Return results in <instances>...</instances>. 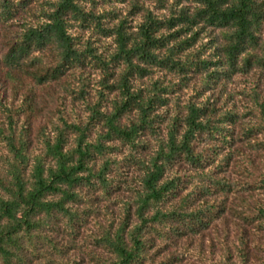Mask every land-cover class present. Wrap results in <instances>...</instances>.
<instances>
[{"label":"trees","instance_id":"16d2710c","mask_svg":"<svg viewBox=\"0 0 264 264\" xmlns=\"http://www.w3.org/2000/svg\"><path fill=\"white\" fill-rule=\"evenodd\" d=\"M117 2L125 9L103 8ZM23 14L33 20L16 29ZM86 69L100 74L94 101ZM256 69L264 70V0H0V76L20 98L9 131L0 129V264H73L66 254L101 215L87 240L108 254L105 264L150 263L156 242L204 232L225 208L208 197L248 191L219 175L231 157L221 152L236 123V140L264 133V103L257 99L255 128L180 93L196 75L200 92ZM51 84L77 95L87 115L70 121L62 111L38 126L33 153L37 90ZM12 113L24 116L19 130ZM256 214L243 222L256 217L264 228V207Z\"/></svg>","mask_w":264,"mask_h":264},{"label":"rangeland","instance_id":"374dc122","mask_svg":"<svg viewBox=\"0 0 264 264\" xmlns=\"http://www.w3.org/2000/svg\"><path fill=\"white\" fill-rule=\"evenodd\" d=\"M115 7L125 9L124 4L114 3L111 6L105 5L103 8ZM138 20L137 18H134ZM29 14H23L16 22L19 24L16 29L21 27V23L32 21ZM14 29V27H13ZM206 39L203 40V43ZM97 47H109V40H100ZM103 50L102 48L100 51ZM84 75L88 78L89 98L96 100L95 89L98 88L100 74L91 69H86ZM161 77L164 81L173 80L169 74L158 72L155 78ZM71 82L75 81L73 77L69 78ZM175 81V80H173ZM201 78L196 75L187 85L185 90L180 93L181 101L192 98L196 102L210 100L221 110H230L243 118L247 126L258 127L261 121V113L258 107V101L264 103V70H255L250 74H235L223 86L215 89H201ZM37 100L39 114L32 120V130L30 137L32 139L31 151L38 152L40 143L36 138L38 126H44L50 119H56L63 111L66 118L70 121H78L86 117L85 105L77 95H68L62 92L57 84H51V87L37 90ZM258 99V101H257ZM20 105V98L14 94L10 85L0 76V129L6 133L9 131V116L11 111H15ZM14 128L19 130L24 116L14 114ZM233 136L230 141V147H225L222 154L231 152V157L227 166L219 175L229 179L237 188L248 189L237 194L214 195L208 197V201L217 202L225 205L223 215L215 216L209 227L200 234L187 235L179 239H170L164 244L156 242V246L151 250L152 261L145 264H264V228H261L262 220L255 217L243 222L242 215L257 216L259 206L264 207V186L262 184L264 177V133L261 131L248 140H236V134L242 130L239 123L232 125ZM7 156V148L0 138V169L3 159ZM116 158H120L116 155ZM212 161V160H211ZM210 166L205 171L213 169L217 160L210 162ZM130 179V172H123ZM122 185V183H121ZM248 185V187H247ZM118 194L119 196H117ZM243 195L244 198H239ZM119 201L124 197L121 190L112 195ZM115 201V202H116ZM197 204V202H196ZM100 206H103L101 203ZM120 204H113L109 211L113 218H118ZM104 216L98 218V222L91 220L87 222L81 231L79 241L81 246L76 249H70L66 254V259L73 261V264H105L108 254L102 249L96 248L87 240L99 233V224L105 223ZM85 236V237H83ZM85 238V239H84Z\"/></svg>","mask_w":264,"mask_h":264}]
</instances>
